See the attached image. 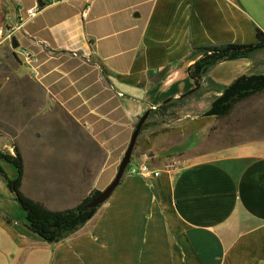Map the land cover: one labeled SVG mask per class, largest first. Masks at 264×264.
I'll use <instances>...</instances> for the list:
<instances>
[{"label": "crops", "instance_id": "crops-1", "mask_svg": "<svg viewBox=\"0 0 264 264\" xmlns=\"http://www.w3.org/2000/svg\"><path fill=\"white\" fill-rule=\"evenodd\" d=\"M37 5L25 26L31 40L16 37L38 54L36 67L11 41L0 44V150L27 151L21 191L52 211L112 182L147 110L190 92L183 99L209 109L240 76L264 75L262 49L211 66L197 88L189 76L198 47L258 42L264 0H0V29ZM149 166L160 175L125 174L83 227L54 244L27 228L0 178V264H264V140L172 170Z\"/></svg>", "mask_w": 264, "mask_h": 264}, {"label": "rangeland", "instance_id": "rangeland-1", "mask_svg": "<svg viewBox=\"0 0 264 264\" xmlns=\"http://www.w3.org/2000/svg\"><path fill=\"white\" fill-rule=\"evenodd\" d=\"M21 90L23 93L25 88ZM208 107L209 102L190 98V101H178L164 115L154 113L148 120L150 125L143 131L131 163L136 165V159H143L148 164L172 170L190 157L241 142L264 140V94L238 101L232 113L222 119L205 117ZM61 134L63 132L55 136L56 140L65 142L67 135ZM22 153L28 160L27 151ZM171 164L173 168L168 167ZM4 168L10 177H14L15 170L10 164H5Z\"/></svg>", "mask_w": 264, "mask_h": 264}, {"label": "trees", "instance_id": "trees-1", "mask_svg": "<svg viewBox=\"0 0 264 264\" xmlns=\"http://www.w3.org/2000/svg\"><path fill=\"white\" fill-rule=\"evenodd\" d=\"M256 31L258 42L255 44H223L196 48L197 51L202 53V56L189 69V76L193 80L195 87L200 85L203 76L211 66L223 61L248 58L255 52L264 49V32L260 28H257ZM191 93L179 99L161 104L155 110L150 109L146 126L141 130V133L149 127L148 120L155 111L159 114L162 112V115H164L178 101ZM263 93L264 75L240 76L224 88L222 94L212 102L204 116L208 118H226L232 113L238 101ZM236 95L238 96L235 97ZM139 137L133 151V156L140 145ZM11 146L13 153L0 150V160L6 161L14 166L17 172L16 177L14 179L9 178L4 168L0 165V178L13 194L14 200L18 203L19 207L25 212L26 225L32 233L39 236L42 240L54 244L61 241L70 232L83 227L94 216L100 206L88 208L87 204L105 188L93 190L76 207L64 211L49 210L41 203L26 197L21 191L24 176L23 154L16 144L11 143ZM125 174H127L126 171ZM3 217L8 223H11V220L7 216Z\"/></svg>", "mask_w": 264, "mask_h": 264}, {"label": "built area", "instance_id": "built-area-1", "mask_svg": "<svg viewBox=\"0 0 264 264\" xmlns=\"http://www.w3.org/2000/svg\"><path fill=\"white\" fill-rule=\"evenodd\" d=\"M57 0H45V4L52 5L56 3ZM22 10V8L20 9ZM40 6H34L26 10V16L20 19V22L9 28L7 30L0 29V44L5 41H11L13 37H17L18 35H23L31 40V36L25 30V26L28 22H30L36 15L40 12ZM88 13V9H86L82 17L86 18ZM35 43L39 45L44 51H47L50 54L54 53V49L51 47L49 43L42 40H35ZM19 56L22 61L30 67V69H34L38 63V54L32 51L29 47L23 46L19 47ZM78 52H73L72 56L77 57ZM137 164L133 165L130 163L126 169V173L132 176H143V177H156L160 175V170L153 169L149 166V164L145 161L137 160ZM169 168H173V164L168 166Z\"/></svg>", "mask_w": 264, "mask_h": 264}, {"label": "water", "instance_id": "water-1", "mask_svg": "<svg viewBox=\"0 0 264 264\" xmlns=\"http://www.w3.org/2000/svg\"><path fill=\"white\" fill-rule=\"evenodd\" d=\"M40 6L43 7V4L39 3ZM11 44L13 49H16L19 47V42L17 40L16 37H13L11 40ZM199 87V86H198ZM197 88V87H196ZM238 95H236L235 97H237ZM150 115V110H147L139 119V121L137 122L135 129L133 131V134L131 136L130 142L128 144V147L124 153V156L119 164L117 173L114 177V179L112 180V182L94 199H92L88 204L87 207L88 208H95L97 206H101L102 204H104L109 197L112 195V193L114 192V190L117 188V186L120 184L125 171L128 167V165L131 163L132 157H133V151L134 148L136 146L138 137L141 133V130L143 128H145L146 126V121L148 119Z\"/></svg>", "mask_w": 264, "mask_h": 264}]
</instances>
